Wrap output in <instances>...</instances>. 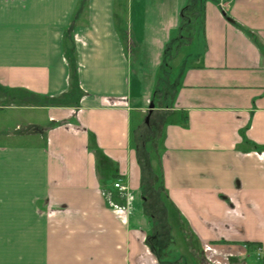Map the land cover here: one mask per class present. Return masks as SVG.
<instances>
[{"label":"crops","instance_id":"obj_1","mask_svg":"<svg viewBox=\"0 0 264 264\" xmlns=\"http://www.w3.org/2000/svg\"><path fill=\"white\" fill-rule=\"evenodd\" d=\"M80 1L0 0V264H264V0ZM148 116L170 205L124 220Z\"/></svg>","mask_w":264,"mask_h":264},{"label":"trees","instance_id":"obj_2","mask_svg":"<svg viewBox=\"0 0 264 264\" xmlns=\"http://www.w3.org/2000/svg\"><path fill=\"white\" fill-rule=\"evenodd\" d=\"M87 3H88V0H81L80 1V4L78 6V9L76 11V14L74 16V20L73 22L75 23V19L78 17V16H81L82 14H84L86 8H87ZM73 25V24H72ZM69 61H70V68H71V75H72V78H73V84H74V89H77L78 88V85H79V79H78V63H77V60H76V56H75V50L74 48H72L71 52H70V55H69ZM161 125V124H160ZM160 125H157L156 123H152V120H151V117H149V120H145L141 126L139 127V129L136 130V132L134 131V141H135V146L137 148V152L140 156V161L142 163V170H143V173H144V176H143V180L144 181H147L148 178H153L154 176H152V174L148 173V169L150 168L151 170H154L153 169V166H152V156H151V153L152 152H155L157 153L158 152V148H159V141H158V134H159V131H160ZM156 172V171H155ZM157 175H155L154 179H156L155 183L157 184V187H158V192L161 190H163L162 188V176L159 175V178L157 180L156 178ZM148 188V187H147ZM159 192V193H160ZM147 193V192H146ZM146 193H142V198L144 199V205L146 207V209L148 211H150V216H155L157 218V213L153 212V210H150L148 208V198L147 196L145 195ZM160 198H162L165 203V205L163 206L162 208V211H165L164 210V207L165 208H168V206L170 205V201H169V198L167 196V193H160ZM166 200H167V203L166 204ZM162 211L158 212V213H161L163 219L164 217H166V213H162ZM160 220V219H159ZM162 220V218H161ZM164 233V231H163ZM162 233V234H163ZM168 241L166 239V237H164V235H161V234H156V233H153L151 234L150 236H148V238L146 239V243L149 245V247L151 248V250L153 251V253L156 255L157 259L159 260V263L162 264L163 261H162V252H161V243L163 242H166ZM250 244V246H253L256 244V243H247V245Z\"/></svg>","mask_w":264,"mask_h":264},{"label":"rangeland","instance_id":"obj_3","mask_svg":"<svg viewBox=\"0 0 264 264\" xmlns=\"http://www.w3.org/2000/svg\"><path fill=\"white\" fill-rule=\"evenodd\" d=\"M28 118L30 120V122H34L36 124L41 123L43 120H45L46 118V111L45 110H28ZM154 172L153 170H151L150 168L148 169V173L152 174V176L156 178H159V175H161V167L160 165L156 164L155 168H154ZM156 171V172H155ZM154 177L150 180L147 181V185H148V190L145 195L148 198V208L150 210H153V212L157 213V218L160 219V221H163V217L161 215V213H158L159 211H162V206L165 205V203L163 202L164 200L162 198H160V193L158 192V187L157 184L155 183L156 179H154ZM142 193L138 194V197H136V200L133 202V206H138L142 204ZM166 204L167 200H166ZM162 218V220H161ZM165 259V258H164ZM249 264H262V260H260L259 256L257 255H252V257L249 258Z\"/></svg>","mask_w":264,"mask_h":264},{"label":"built area","instance_id":"obj_4","mask_svg":"<svg viewBox=\"0 0 264 264\" xmlns=\"http://www.w3.org/2000/svg\"><path fill=\"white\" fill-rule=\"evenodd\" d=\"M76 41H81V38L75 36ZM115 187L124 193L125 203L123 205L113 204V207L116 209L117 213L124 219L127 220L130 210L133 208V202L136 200V195L133 191L130 190L128 185L124 184L122 181L115 182ZM146 242V239H145ZM147 244V243H146ZM148 245V244H147ZM149 247V245H148ZM151 250V248L149 247ZM205 253L209 256L208 259L212 264H232L230 259L221 258L219 255V250L211 245L206 243L204 246ZM153 253V251L151 250Z\"/></svg>","mask_w":264,"mask_h":264},{"label":"water","instance_id":"obj_5","mask_svg":"<svg viewBox=\"0 0 264 264\" xmlns=\"http://www.w3.org/2000/svg\"><path fill=\"white\" fill-rule=\"evenodd\" d=\"M154 106H155V104H154V103H151V105H150V110H152V109L154 108ZM146 120H147V121L149 120V116L147 117Z\"/></svg>","mask_w":264,"mask_h":264}]
</instances>
